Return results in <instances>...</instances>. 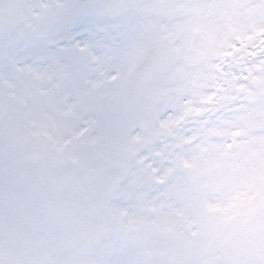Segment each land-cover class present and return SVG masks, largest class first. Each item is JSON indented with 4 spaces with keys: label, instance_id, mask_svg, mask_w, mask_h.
Segmentation results:
<instances>
[{
    "label": "snow or ice",
    "instance_id": "snow-or-ice-1",
    "mask_svg": "<svg viewBox=\"0 0 264 264\" xmlns=\"http://www.w3.org/2000/svg\"><path fill=\"white\" fill-rule=\"evenodd\" d=\"M0 264H264V0H0Z\"/></svg>",
    "mask_w": 264,
    "mask_h": 264
}]
</instances>
